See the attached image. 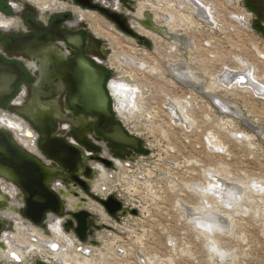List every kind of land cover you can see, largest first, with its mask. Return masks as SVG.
I'll use <instances>...</instances> for the list:
<instances>
[{
	"label": "rangeland",
	"instance_id": "374dc122",
	"mask_svg": "<svg viewBox=\"0 0 264 264\" xmlns=\"http://www.w3.org/2000/svg\"><path fill=\"white\" fill-rule=\"evenodd\" d=\"M197 2L204 11L197 12L189 0H134L138 19L151 9L160 28L175 31L145 35L147 44L119 31L103 32L109 47L110 107L140 139L143 152L124 160L128 165L116 160L114 167L103 169L104 178L98 177L101 188L119 196L128 211L113 230H98L97 245L79 243L60 227L71 242L68 264H264V96L245 82L219 81L222 72L232 70L252 73L264 84V15L261 7L260 14L249 9L246 0L243 5L237 0ZM159 12L172 21L159 19ZM92 15L102 28V19ZM122 54L140 66L122 62ZM178 65L194 85L175 76ZM113 86L132 89L127 105ZM213 97L225 107L218 108ZM175 102L182 103L186 125L170 117L167 104ZM4 113L10 122L18 121L8 116L14 113ZM23 222L20 234L17 227L10 231L20 236L12 244L16 249L35 242L26 235L33 231L66 246L55 240L50 225L46 233L47 226ZM76 246L90 251L79 254L71 248ZM32 254L38 258L42 253L30 247L25 259Z\"/></svg>",
	"mask_w": 264,
	"mask_h": 264
},
{
	"label": "flooded vegetation",
	"instance_id": "af4514ba",
	"mask_svg": "<svg viewBox=\"0 0 264 264\" xmlns=\"http://www.w3.org/2000/svg\"><path fill=\"white\" fill-rule=\"evenodd\" d=\"M150 1L152 3L157 2V0ZM133 2L134 0H0V100L3 101V103H0V116H3L4 112L13 113L12 108L24 106L26 101L32 97L43 101L54 99L60 101L64 118L56 120L55 132L57 136L64 137L68 143L81 147L84 155L82 164L84 167L82 170L80 169L84 175H81V178L88 185L97 174L91 167V162L100 164L96 166V169L99 173L98 177L102 179L105 177L103 169L114 167L116 160L123 162L126 159H132L137 153L143 152L139 138L137 147L132 149L131 152H127L119 145L111 146L110 142L97 132L98 127L109 130L114 124L118 123L114 113H112L110 120L106 121V118L101 120L100 117L93 118L85 112L74 110L68 103L69 97L75 92L73 76L81 75V71L76 70L74 62L78 56L89 60L97 69L104 71L101 88L104 89L105 94H109L107 89L110 74V63L107 57L109 47L108 42L102 37L104 36L103 32L107 30L119 31L131 37L133 41L147 44V40L144 38L146 36L134 28V24L137 23L141 28L148 29L153 34L166 35L153 28L152 25L159 28L162 25L155 20L157 16L151 9L148 16L143 13V18L138 19L133 12ZM246 5L257 14H260L258 9L261 7V14L264 15V0H246ZM90 13L102 19V28H100L101 24L98 25L90 19ZM161 13L157 14L160 17L159 19L165 20L166 16L169 22L172 21V16L162 13L163 17H161ZM108 14H112L114 17L111 18ZM104 23L108 25L106 26ZM163 24L166 26L165 23ZM166 29L167 32H175L169 31V26ZM79 97L88 96L81 95ZM18 100L20 103H18ZM7 113L6 115H8ZM79 115L83 117L84 121L76 125V118ZM8 116L18 120L16 122L18 126L15 127V130H17L16 137L19 138L20 135V140H26V142L21 141L24 146L25 144L27 146L32 144V138L36 139L37 145L39 144L41 133L31 124L28 118L24 116L16 117L13 114ZM81 126L83 127V141L80 142L75 134ZM26 131L30 133L29 136H26ZM70 138L74 142H71ZM85 151L91 154H85ZM118 153L123 154L125 158L120 159ZM42 154L44 153L42 152ZM52 163L53 161H51V165ZM6 181L19 188L12 180L0 176V197L11 190V186L9 187ZM94 184H99L98 180ZM93 190L102 194L106 192L94 188ZM8 200H11L10 196H8ZM76 201L72 203H76ZM11 207L4 206L0 208V264H45L36 257L25 259L27 253L19 256L7 250L9 236L14 245L20 242L13 233L10 232L6 235V231L11 229L10 221H15L13 216L17 215L19 217L20 215L26 219L21 211L17 213L12 203ZM88 209L101 221L102 218L105 219V213L95 203H89ZM26 221L31 225H36L30 220ZM49 223H57L62 228L60 219L55 217L47 222L46 233H48ZM104 223L110 224L108 222ZM16 227L19 231L22 227L24 228L21 223H17ZM66 232L72 233L71 231ZM18 249L24 250L22 247H18ZM48 256L45 258H48ZM62 259H68V257L62 256ZM56 260L52 259L57 263Z\"/></svg>",
	"mask_w": 264,
	"mask_h": 264
},
{
	"label": "water",
	"instance_id": "95a60500",
	"mask_svg": "<svg viewBox=\"0 0 264 264\" xmlns=\"http://www.w3.org/2000/svg\"><path fill=\"white\" fill-rule=\"evenodd\" d=\"M146 15L148 16V13ZM108 16L114 17L112 14H108ZM255 26L259 27L258 24ZM74 62L76 70L81 71V75L73 76L75 92L68 99L70 107L85 112L93 118L100 117L101 120L104 118L106 121L110 120L113 113L110 110V95L105 94L104 89L101 88L104 71L97 69L92 62L83 57L78 56ZM81 95L88 97L80 98ZM0 103L3 101L0 100ZM60 104V101L56 99L43 101L32 97L26 101L24 106L12 108L13 115L28 118L41 133L38 146L53 163L52 165L43 163L18 143L11 130L0 126V176L7 177L20 188L24 200L21 213L27 220L45 228L47 222L53 219V215L65 216V221L62 224L65 231H71L80 242L97 245L98 241L93 239L94 229L110 227L104 223H96V217L85 207L86 197L78 191L80 188L87 194L90 190V185L81 178V175H84L81 172L84 167L82 165L84 155L81 147L72 145L64 137L56 135V120L64 118ZM214 104L218 108L225 107V104L223 107L216 102ZM226 108L234 113L232 107L226 106ZM83 121V117L79 115L75 124H81ZM97 132L103 135L111 146L119 145L127 152L136 148L139 141L138 137L127 130L121 122L114 124L109 130L98 127ZM75 136L80 142L83 141L82 126L77 130ZM117 155L120 159L125 158L121 153ZM56 181H60V185H62L58 187V192L51 189ZM62 187H65L66 190ZM63 194L67 196L72 194L78 197L77 208L73 205V209H68L65 199L62 197ZM100 203L111 217H117L128 211L123 207L122 202L113 195L101 200ZM2 205H6V200L4 203L0 201V208ZM130 210L131 213H136V210ZM77 249L88 253L81 246H78Z\"/></svg>",
	"mask_w": 264,
	"mask_h": 264
},
{
	"label": "bare ground",
	"instance_id": "6f19581e",
	"mask_svg": "<svg viewBox=\"0 0 264 264\" xmlns=\"http://www.w3.org/2000/svg\"><path fill=\"white\" fill-rule=\"evenodd\" d=\"M189 1H191V3L194 5V9H196V11L197 12H200V11H204V9L202 8V6L197 2V0H189ZM92 18H94V15H92ZM165 19H166V16H165ZM153 26V28L154 29H156L158 32H161V33H164V34H167V31L166 30H164L163 28H159V27H154V25H152ZM151 25H150V28L152 27ZM139 27H141V26H134V28L137 30V31H140L142 34H144V35H146V36H150V37H152V38H154V37H156L153 33H151V32H149L148 30H145V31H143V30H141ZM99 33V32H98ZM102 34H104V33H102ZM115 40H116V43L118 44V45H120V40H118L117 38H115ZM154 40V39H153ZM264 57V56H263ZM119 59L120 60H122V62H125V63H127V64H130V63H132V64H135V65H138V66H140L139 64L140 63H136V62H133V60H132V58H130V57H128L127 55H120L119 56ZM173 72H174V74H175V76L177 77V78H179L181 81H183V82H185V83H191V80H189L188 79V74H187V72H186V68L184 67V66H182V65H178V66H176L174 69H173ZM242 74V73H241ZM264 76V75H263ZM190 78V77H189ZM239 81L241 84H242V82H245L246 84L245 85H248L249 87H251V89H253V90H256L258 93H260V95H263L264 96V84L263 83H260V82H258V80L252 75V73H243V75H237L234 71H232V70H226V71H224V72H222L220 75H219V81L220 82H222V83H224L225 85H230V84H232V83H235L234 81ZM192 84V83H191ZM213 84V83H212ZM192 85H194V84H192ZM196 85V84H195ZM110 87H111V85H110ZM114 87V86H113ZM215 87V86H214ZM115 88V87H114ZM113 88V89H114ZM216 88V87H215ZM115 91H116V95H117V97L118 96H120V97H122L120 100L122 101V103H123V105L125 106V105H127V103H129V101H130V97L133 95V91H132V89L130 88V87H124L123 89L122 88H115ZM115 96V95H114ZM213 99H214V101L218 104V105H220L221 107H223L224 106V103L222 102V101H220L218 98H214L213 97ZM172 100V99H171ZM174 102V101H173ZM184 102V101H183ZM189 102V101H188ZM176 104H174V103H168L167 104V107H168V110H169V112H170V117H171V119L173 120V122L174 123H176V124H182V123H184L185 125L187 124V120H186V117H185V115H184V113H183V110H182V108H181V104H179V103H177V102H175ZM0 126H8V127H11V129H15V127H17L18 126V124L16 125V123H14V122H10V120L9 119H7V118H5L4 116H0ZM171 120V121H172ZM13 133H14V135H15V137H16V133L14 132V131H12ZM26 136H29L30 135V133L28 132V131H26ZM20 138V137H19ZM16 139H17V141L20 143V144H22L23 146H24V144L22 143V142H24V141H26V140H21L20 141V139H18L17 137H16ZM24 147H27V144H25V146ZM94 186V185H93ZM96 189L95 190H100V191H106V192H108L107 191V186H105V188H106V190H104V189H102L101 188V186L99 185V184H97V186L95 187ZM92 189H93V187H92ZM93 192H95V193H99V192H96V191H94L93 190ZM105 192V193H106ZM104 193V194H105ZM99 194H102V193H99ZM6 196V195H5ZM4 195H1V200L0 201H2V203H4V200H6V197H5ZM8 198V197H7ZM10 203H13L12 201L11 202H7L6 201V205L5 206H7V207H10L11 208V206H9L10 205ZM78 203V201H76V203H74V204H77ZM92 204V203H91ZM97 205V204H96ZM99 206V205H98ZM2 207H4V205H2ZM1 207V208H2ZM90 207V206H89ZM98 209H99V207H98ZM102 222H108V223H110L113 227H115V224H114V222H111L110 220H109V218L107 217V215L105 214V219H103L102 218ZM29 225V224H28ZM49 225H50V227H51V230H52V233L51 234H53V237L55 238V240H59V241H61V242H65L66 244V246H63V245H61V246H59L58 245V243H55V242H53L50 238H48L47 236H42L43 234L42 233H38V232H36V231H33L32 233H26V235L28 236V237H30L32 240H34L35 242H37V243H35V242H29V241H25L24 243H23V246H22V248L24 249V250H21V249H14L15 248V246H13L12 244H13V240H11L10 238V236L8 237V239H7V246H8V251L10 250V252L11 253H13L14 255H19V256H23V254H26L27 252H28V250H29V248L31 247V248H35L39 253H42V254H40V255H42V256H47V255H49L48 256V258H52V259H57L56 261H58L57 262V264H68L70 261L69 260H67V259H62V256L63 257H68L69 256V254H68V248H69V246H71L70 244H71V242H70V240H69V238H67L66 236H62V234H61V226H58V224L57 223H49ZM18 231H19V229H18ZM64 235V234H63ZM47 237V238H46ZM18 240H20V236L17 238ZM14 247V248H13ZM45 247V248H44ZM77 247L78 246H76V247H71L75 252H77V253H79V254H82L83 252H79V251H77ZM70 248V249H71ZM85 249H87V251H90L89 250V248H85ZM46 253V254H45ZM62 255V256H61ZM74 256H76V254L74 255ZM86 257V256H85ZM46 259V258H45ZM13 260H15V259H13ZM83 261H85V260H83ZM74 264H82V263H80V262H76V263H74Z\"/></svg>",
	"mask_w": 264,
	"mask_h": 264
},
{
	"label": "built area",
	"instance_id": "2783aa9c",
	"mask_svg": "<svg viewBox=\"0 0 264 264\" xmlns=\"http://www.w3.org/2000/svg\"><path fill=\"white\" fill-rule=\"evenodd\" d=\"M238 2H241L242 3V5H243V0H237ZM18 103H20V101H18ZM12 132V131H11ZM12 134L14 135V133L12 132ZM14 137H15V135H14ZM15 139H16V137H15ZM17 140V139H16ZM71 142H74L73 141V139H69ZM19 143V142H18ZM20 144V143H19ZM21 145V144H20ZM22 146V145H21ZM26 151H28L29 153H31V154H33V155H36L43 163H45L46 165H51V159H49V158H47L44 154H42V152H41V150H39V148H38V145H37V142H36V139H34V138H32V144H30L29 146H27V147H24V146H22ZM85 154H91L90 152H88V151H85ZM119 161V160H118ZM120 162V161H119ZM124 162V164L126 165L128 162H126V161H123ZM122 162V163H123ZM129 164V163H128ZM127 164V165H128ZM100 164L99 163H94V162H91V167L94 169V171H96L97 172V174L93 177V179L90 181V190H89V192L87 193V194H84V192L83 191H81L79 188H78V191L80 192V194H82V195H84L85 197H86V208L88 209V204L89 203H91V198L94 200V202L97 204V205H99L100 206V208L103 210V212L107 215V217L109 218V220L111 221V222H114V224H116V221L117 220H119L120 219V217H121V215H119V216H117V217H111V216H109L108 214H107V212H106V210H105V208L103 207V205L100 203V201L101 200H105V199H107V197L108 196H110V195H113V194H110V193H105V194H99V193H95V192H93V189H92V187H93V185H94V183L98 180V176H99V173H98V170L96 169L97 167L96 166H99ZM102 166V165H101ZM103 167V166H102ZM112 176V175H111ZM3 180V179H2ZM3 181H5V180H3ZM7 183H8V186L10 187L11 186V190H10V192H8V193H6L8 196H10V198H11V200H8V196L6 195V194H4V196L6 197V201L9 203V202H13L12 203V205H13V208L17 211V213L19 212V211H21V209L24 207V200H23V196H22V194H21V192H20V190H19V188H17L13 183H11V182H9V181H6ZM11 184V185H10ZM71 185V184H70ZM62 185H60V181L59 182H57L56 181V183H54L52 186H51V189L53 190V191H57L58 190V187H61ZM63 189H65L66 190V188L65 187H62ZM0 192H1V189H0ZM58 192V191H57ZM2 194V193H1ZM114 197H116V198H118L120 201H121V198L119 197V196H115V195H113ZM62 197L65 199V201H66V205L68 206V209H73L72 208V206L74 205L76 208H77V206H76V204H74V203H72L73 201H75V200H77L78 201V197H76V196H73L72 194H70L69 196H67L66 194L64 195H62ZM69 200V201H68ZM15 202V203H14ZM122 202V201H121ZM122 205H123V207H125V205H124V203L122 202ZM9 206H11V203H10V205ZM12 208V207H11ZM126 209H127V207H125ZM89 210V209H88ZM90 211V210H89ZM91 212V211H90ZM92 213V212H91ZM95 217H96V223H98V224H101V223H104V222H102L100 219H98V217L94 214V213H92ZM55 217H58L59 219H60V222H61V225L63 224V222L65 221V216H57V215H53V219L55 218ZM13 218H14V222H13V220H11L10 221V223H11V229L10 230H8V232H10L11 230H14V228H15V226L17 225V223L19 224V223H21V224H23L24 222L23 221H25V222H28V221H26L27 219H24V218H22L20 215H19V217L17 216V215H14L13 216ZM52 219V220H53ZM105 225H107V226H109L110 227V229H108L109 231L113 228L114 229V227H112V225H110V224H106V223H104ZM39 227H41V226H39ZM62 229H63V227H62ZM112 229V230H113ZM64 230V229H63ZM98 230H100V229H98ZM98 230H94V232H93V239H96L97 241H98V243H99V240H98V238H97V236H96V234H97V232H98ZM3 234H4V232H3ZM72 234V233H71ZM72 235H74V234H72ZM74 238L79 242V243H88V242H80L76 237H75V235H74ZM89 244V243H88ZM92 246H94V245H92ZM81 247H83L84 249L86 248L85 246H81ZM85 250H87V249H85ZM89 252V251H88ZM87 254V253H86ZM35 258L36 257V255H31V256H29V258ZM38 258L41 260V261H43V262H45V263H47V264H57V263H55L54 261H52V262H50V261H47L45 258H43L42 256H40V255H38Z\"/></svg>",
	"mask_w": 264,
	"mask_h": 264
}]
</instances>
